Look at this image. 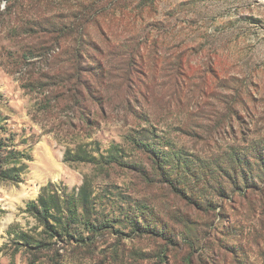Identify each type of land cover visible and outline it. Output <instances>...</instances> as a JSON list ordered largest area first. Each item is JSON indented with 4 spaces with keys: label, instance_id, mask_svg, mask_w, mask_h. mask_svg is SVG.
<instances>
[{
    "label": "rangeland",
    "instance_id": "rangeland-1",
    "mask_svg": "<svg viewBox=\"0 0 264 264\" xmlns=\"http://www.w3.org/2000/svg\"><path fill=\"white\" fill-rule=\"evenodd\" d=\"M79 9L98 49L141 41L145 59H82L78 72L52 58L42 16ZM73 77L91 86L84 108L64 99ZM121 77L145 83L126 110ZM233 158L247 165L235 182ZM7 169L20 179L0 176V264H264V3L0 0ZM49 186L65 211L50 234L30 211Z\"/></svg>",
    "mask_w": 264,
    "mask_h": 264
},
{
    "label": "trees",
    "instance_id": "trees-1",
    "mask_svg": "<svg viewBox=\"0 0 264 264\" xmlns=\"http://www.w3.org/2000/svg\"><path fill=\"white\" fill-rule=\"evenodd\" d=\"M82 9H79L81 11L78 14L76 13L69 18H49L45 15L42 16L43 21L46 23V26H41V29L36 31L35 34L48 37V43L51 46L49 52H53V55L51 56L52 58L65 56V59H68L70 69L78 72H89L82 69V59H106L109 58V56H111L113 59H145L143 53L145 48L144 44L141 41H139L140 43H135L132 46L128 45L127 47H114L113 45H109L108 47H106V51L109 50L108 54H106V51L104 49H98L95 42L91 38L89 27L86 25L87 11ZM39 25L40 24L38 23L37 26L39 27ZM135 40H138V38H135ZM43 51L44 49L40 48L37 50V52L35 51L34 53H30V55L28 56L30 58H42L45 56ZM94 51H97V57L92 55L91 52ZM104 68L105 67L101 65V68H99V73H97L98 75H96L100 84L102 83V80H105L106 78ZM133 73H135V71L130 74L131 77ZM120 79L123 80L121 82L122 88L119 97L121 98L123 108L126 110L125 105L129 104L128 100L136 98V95H146L145 93H141V91L139 90L141 89L140 87L145 86V83L144 81L138 79L137 81H135V84H132L131 86V84L129 83L131 81L130 78L124 79L121 77ZM175 80L177 82V91L179 89V84L181 81L179 82L178 78H175ZM138 83H140V85H138ZM62 84V90L65 95V100H67L74 106L80 105L84 108V106L87 105L86 99L88 96L86 93L90 92L91 86H88L87 83H84L80 77H78L77 79L73 77L72 81L66 79ZM141 116L143 117V115H137V117L143 119ZM134 143V145L142 152L158 157L159 159L161 158L156 149H148V147L145 145H138V143L136 142ZM229 163L232 166V168L230 169L232 173L228 176L230 180L235 182L238 175H246V171L244 168L247 165L243 160H240V158H233L230 159ZM210 172L211 169L208 171V173ZM0 176L12 182H19L20 179L19 173L14 174L8 169L6 171L2 170ZM243 180L246 182L245 177H243ZM50 188L51 186L47 187L44 193L40 196L39 200L36 203L30 205V211L33 212L40 223H42L46 227V232L48 234H50V231L52 230L50 221H54L56 224L62 225L63 220L65 219V211H63V208L61 206L60 198L59 196H56V194H52V192H50ZM65 210L69 211V209ZM140 227L141 225L138 223V232L141 234L156 235V233H158L157 228L154 229L146 227L140 230ZM185 264H195V255L190 254L186 258Z\"/></svg>",
    "mask_w": 264,
    "mask_h": 264
},
{
    "label": "bare ground",
    "instance_id": "bare-ground-1",
    "mask_svg": "<svg viewBox=\"0 0 264 264\" xmlns=\"http://www.w3.org/2000/svg\"><path fill=\"white\" fill-rule=\"evenodd\" d=\"M262 3H264V0H261Z\"/></svg>",
    "mask_w": 264,
    "mask_h": 264
}]
</instances>
